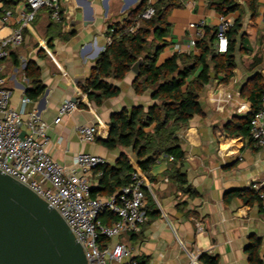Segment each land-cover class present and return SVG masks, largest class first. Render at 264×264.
Returning <instances> with one entry per match:
<instances>
[{"label": "crops", "instance_id": "0c3cea01", "mask_svg": "<svg viewBox=\"0 0 264 264\" xmlns=\"http://www.w3.org/2000/svg\"><path fill=\"white\" fill-rule=\"evenodd\" d=\"M157 1L148 0L151 4ZM179 1L181 6L167 15L169 29L161 39L167 46L156 66L174 54L199 55L189 44L193 36L190 23L203 20L207 28L218 26L219 16L208 7L207 0ZM235 1L238 10L225 17L231 25L238 19L242 25L233 77L227 85L217 80L206 85L199 93L201 114L174 131L181 162H169L160 155L143 172L148 185L144 188L148 221L132 240L119 238L132 248L133 260L144 264H204L201 256L206 255L217 264H254L249 259L250 245L257 241L255 260L264 264L261 202L245 204L236 194L253 186L264 191V147H256L248 138L230 137L225 129L250 112V104L242 97L250 82L257 76L264 82V7L262 0H256L252 16L246 0ZM4 2L0 0V17L6 9L13 16L22 9L18 0ZM139 4L140 0H60L62 22L54 24L47 12L40 10L23 30L22 44L11 48L2 63L12 107L24 120L37 114L48 125L50 143L46 151L64 168H72L78 154L101 157L110 166L123 154L132 164L136 161L130 149L108 150L103 143L109 137L112 115L136 107L146 110L154 104L152 88L136 95L132 88L135 76L130 71L121 81L107 80L118 89V95L96 106L80 86L89 80L91 69L108 45V27L125 21ZM13 28H2L0 23V34L7 35ZM254 58L260 63L252 67ZM29 62L38 68L44 91L37 101L22 105L21 99L32 88L24 73ZM64 100L78 101V109L54 125ZM80 126L97 128L93 143L81 141ZM172 168L179 170L183 183L172 177ZM97 175L93 170L88 176L92 188L97 185Z\"/></svg>", "mask_w": 264, "mask_h": 264}, {"label": "trees", "instance_id": "16d2710c", "mask_svg": "<svg viewBox=\"0 0 264 264\" xmlns=\"http://www.w3.org/2000/svg\"><path fill=\"white\" fill-rule=\"evenodd\" d=\"M7 3L4 2L5 5ZM246 3L254 16L256 0H246ZM207 4L220 17H226L238 10L235 0H207ZM147 5L148 0H140L138 8L131 11L125 21L108 27L107 33L111 43L105 47L91 69L89 80L80 86V91L88 100L99 106L103 100L118 95V89L107 80L121 81L130 72L131 67L141 60L139 74L134 77L132 88L136 95H141L148 88H152L151 99L154 102L146 110L136 107L112 115L109 137L103 146L108 150L117 147L130 149L136 161L132 164L130 158L123 154L114 166L106 163L98 166L94 170L98 175L97 185L91 190L93 197H108L124 187L131 186L132 170L135 168L146 172L160 155L172 156L174 162L179 164L183 156L177 140L173 138L174 131L186 125L193 116L201 114L199 93L202 89L212 80L227 85L236 68L238 38L242 29L239 19L233 22L226 33L228 40L226 53L220 54L216 50V28L205 27L202 38L195 45L199 55L174 54L166 62L156 66L160 52L167 46V43L161 42L169 29L167 15L170 10L180 7L181 3L179 0H158L152 4L154 10L152 18L142 21L135 33H127L128 28L134 25L136 18ZM43 10L49 17V11ZM154 40L158 41L155 45ZM258 63L259 60L254 58L251 66L254 67ZM24 73L26 78L32 81V88L26 91L25 96L30 101H37L44 91L39 82V70L29 62ZM263 95L264 82L257 76L242 92V97L250 104V112L244 117L234 119L225 128L228 136L250 140L249 121L252 114L261 108ZM172 177L184 182L177 169L173 170ZM259 192L264 191L256 192L250 187L236 194L245 204L252 202L259 204ZM99 219L104 225L115 222V218L108 214ZM137 236H129L128 240ZM109 243L107 239H100V245ZM257 247V241L250 245L249 259L254 264H257L255 260ZM201 260L204 264H217L216 260L206 255H202ZM135 261L137 264H144L140 260Z\"/></svg>", "mask_w": 264, "mask_h": 264}, {"label": "built area", "instance_id": "2783aa9c", "mask_svg": "<svg viewBox=\"0 0 264 264\" xmlns=\"http://www.w3.org/2000/svg\"><path fill=\"white\" fill-rule=\"evenodd\" d=\"M262 3L264 7V0ZM43 9L49 11L51 22H62L60 0H22V9L15 16L4 10L0 17L2 28L14 27L7 35L0 34V173L28 188L59 214L81 245L87 264H137L132 258V248L119 238L138 235L148 221L144 193L148 185L143 172L134 168L131 186L108 197H93L88 176L98 166L104 165L105 160L90 154H78L72 168L60 166L46 151L50 143L48 125L37 114H30L24 120L11 105V92L2 76V63L8 58L11 48L22 44L23 30ZM153 14L152 4L148 2L126 32L135 33L141 22L150 20ZM231 26L225 17L219 16L215 44L220 54L227 51L226 33ZM205 27L203 20L188 25L193 31L189 42L191 47L195 48ZM29 102L27 97L21 99L22 105ZM77 109L78 101L64 100L58 107L53 124H59L64 116ZM77 131L85 143H93L96 139L95 126H80ZM249 138L256 147H264V95L261 108L252 114L249 121ZM165 158L169 162L174 161L172 156L165 155ZM253 189L259 190L256 186ZM258 199L264 212V192L258 193ZM105 214L113 216L115 222L104 225L99 218ZM101 238L110 243L100 245Z\"/></svg>", "mask_w": 264, "mask_h": 264}, {"label": "water", "instance_id": "95a60500", "mask_svg": "<svg viewBox=\"0 0 264 264\" xmlns=\"http://www.w3.org/2000/svg\"><path fill=\"white\" fill-rule=\"evenodd\" d=\"M140 62L130 69L134 76ZM0 264H87L81 245L59 214L1 173Z\"/></svg>", "mask_w": 264, "mask_h": 264}]
</instances>
